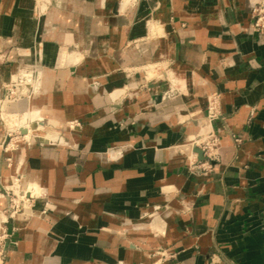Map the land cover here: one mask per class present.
<instances>
[{
    "label": "crops",
    "instance_id": "obj_1",
    "mask_svg": "<svg viewBox=\"0 0 264 264\" xmlns=\"http://www.w3.org/2000/svg\"><path fill=\"white\" fill-rule=\"evenodd\" d=\"M35 2L0 0L1 58L42 65L47 117L70 141L11 165L0 150V221L6 166L24 164L48 203L18 219L7 264H264V38L249 0H49L38 21ZM210 138L218 162L198 173Z\"/></svg>",
    "mask_w": 264,
    "mask_h": 264
},
{
    "label": "rangeland",
    "instance_id": "obj_2",
    "mask_svg": "<svg viewBox=\"0 0 264 264\" xmlns=\"http://www.w3.org/2000/svg\"><path fill=\"white\" fill-rule=\"evenodd\" d=\"M135 1L136 0H129V2L124 3V6H128L129 9L132 8L136 12L142 11L141 4L136 3ZM50 6L51 3L49 2V0H36L33 11L34 19L36 21L40 20V18L49 11V9L51 8ZM153 9H156V5H153ZM8 38L9 37L7 36L5 39L6 43L10 42L8 41ZM0 40H2L1 37ZM137 43L141 42L135 41L134 44ZM86 46L88 48L90 47V45L88 44ZM40 47V51H36L38 61H42L43 59L42 44H40ZM72 48H75L74 45H72ZM38 52L40 53L38 54ZM3 54L5 53H0V150H2L3 154H5L6 156L5 161L7 162V165L12 164L11 156L14 152H21V154L25 156L27 154H31V150L35 149L37 146L44 147L46 145H69L70 139L63 136L64 133L62 131L53 127L51 123L54 122H52V120L47 117L51 116L53 111H57L58 105H53L54 108L52 109V104L53 102H55L52 101V95L48 93L44 94V90L47 86V81L45 82V80L48 79H45L42 83V65L38 67H22L15 70L13 67H7V65L9 64H7L6 62L3 63V60H8L10 54L6 53L8 54L6 55L7 57L1 58ZM153 70L154 69L152 68L147 69V71L149 72ZM35 90H38V96L32 95ZM36 96L38 98H36ZM30 108L35 110L39 109L40 112L43 113L42 116L39 115V117L33 122V124H35L36 126L32 132V135L29 136L30 140L33 141H31V143L28 139L25 140V129L21 128L20 126L21 119L25 115L29 114ZM209 108L210 97L208 98V110ZM62 124H64L65 130L68 133H75L77 128H79L76 127L75 129H68V127H70L68 125L69 121H65L61 123V125ZM73 125L75 126L74 122ZM46 135L48 138L50 137L48 142H45ZM23 167L24 164L21 163L14 167L6 166L4 170L5 184L3 185V188L5 189L4 195L7 199V207L4 213L7 217L5 224L6 230L4 241L6 242L7 253L2 264H7L9 261L10 253L16 248H19L17 235L20 232L21 227L17 224L21 223V221H19L18 219H26L27 216L33 218L37 217L39 214L36 215V209H40L39 212L45 215V209L48 205L46 196L47 189L39 182L29 180L30 175L27 172H23ZM15 169L16 172H14ZM25 176L28 177V180L26 181ZM36 184L42 186V190L38 195V191H36L38 189L35 188ZM40 204H43V207H45L44 210L38 207V205ZM24 205L28 209L33 210L30 215H26L25 212H23ZM53 207L56 209V206ZM13 214H17L16 218L13 216ZM38 217H40V215Z\"/></svg>",
    "mask_w": 264,
    "mask_h": 264
},
{
    "label": "built area",
    "instance_id": "obj_3",
    "mask_svg": "<svg viewBox=\"0 0 264 264\" xmlns=\"http://www.w3.org/2000/svg\"><path fill=\"white\" fill-rule=\"evenodd\" d=\"M249 13H250V31L254 34L260 35L264 38V0H249ZM154 70H159L156 66L151 67ZM157 68V69H155ZM161 70V69H160ZM163 71V70H162ZM167 76L166 72H161ZM217 98V97H216ZM215 96L210 100V113L212 116H216L214 113L217 107V99ZM81 126V125H80ZM220 144L217 138H210L208 141L204 140L199 142L197 146L199 147L198 151L201 153V156H197L193 162L192 167L198 173H208L213 170L215 165L218 162L219 153L215 151V148ZM5 224L6 220L0 221V264L3 263V260L6 256V242L5 239ZM156 254L160 255L163 258H167V255L158 251Z\"/></svg>",
    "mask_w": 264,
    "mask_h": 264
},
{
    "label": "bare ground",
    "instance_id": "obj_4",
    "mask_svg": "<svg viewBox=\"0 0 264 264\" xmlns=\"http://www.w3.org/2000/svg\"><path fill=\"white\" fill-rule=\"evenodd\" d=\"M57 1V0H56ZM58 3V2H57ZM60 3V2H59ZM59 5V4H58ZM45 11V10H44ZM53 12V11H52ZM56 13V12H55ZM52 18V17H51ZM59 19V18H58ZM157 22V21H156ZM47 26H49V25H47ZM43 28V27H42ZM54 32H56V31H54ZM52 34V33H51ZM49 38H51V37H49ZM43 49V48H42ZM37 51H40V49H38ZM66 52V51H65ZM40 52H38V54H39ZM70 53V52H69ZM80 55L79 54H77V53H70L68 56H67V58H68V60L70 61V62H77L79 59H80ZM62 59V58H61ZM82 60V59H81ZM79 62V61H78ZM31 81V80H30ZM39 83V82H38ZM38 85V84H37ZM37 87V86H36ZM38 89V88H37ZM39 90V89H38ZM38 90H35L34 92H33V94L32 95H39V92H38ZM36 96V98H38ZM35 98V99H36ZM43 99H45V98H43ZM36 103V102H35ZM41 109V108H40ZM28 113V112H27ZM42 114L43 113H41L40 112V110L39 109H32V108H30V112H29V114H27V115H25L22 119H21V121H20V123H21V128H24L25 129V140L26 139H28L29 141H30V143H31V141L32 140H30V135H32V132H33V130H34V128H35V124H33V122H34V120L35 119H37L38 117H39V115H41L42 116ZM46 115V114H45ZM16 120H17V118H16ZM18 122V121H17ZM59 122V121H58ZM19 123V122H18ZM74 124H75V127H80V122L78 121H74ZM68 129H73V127H68ZM49 135H51V134H49ZM45 137V136H44ZM50 139V137L48 138L47 137V135H46V138H45V142H48V140ZM52 140H53V138H52ZM55 140H56V138H55ZM33 142V141H32ZM44 142V141H43ZM14 172H16V169H15V171ZM4 176V175H3ZM26 180H28V177H26L25 176V181ZM30 180V179H29ZM33 183V182H32ZM26 187V186H25ZM40 188V186H37L36 185V187L35 188ZM41 190L42 189H38V190H36V191H38L37 192V195L39 194V192H41ZM41 194V193H40ZM2 199V198H1ZM32 211L33 210H30V209H28L25 205H24V210H23V212H25V214L26 215H30L31 213H32ZM37 214H39L40 216H43L44 214L42 213H37ZM1 215V214H0ZM2 216V215H1ZM13 216L16 218V216H17V214H13ZM158 216V215H157ZM42 218V217H41ZM152 218V217H151ZM1 219H3V220H6L7 219V217L4 215L3 216V218H1ZM141 227H139V226H137V227H135V229H140ZM12 255V254H11Z\"/></svg>",
    "mask_w": 264,
    "mask_h": 264
},
{
    "label": "water",
    "instance_id": "obj_5",
    "mask_svg": "<svg viewBox=\"0 0 264 264\" xmlns=\"http://www.w3.org/2000/svg\"><path fill=\"white\" fill-rule=\"evenodd\" d=\"M200 156H201V153L199 152Z\"/></svg>",
    "mask_w": 264,
    "mask_h": 264
}]
</instances>
